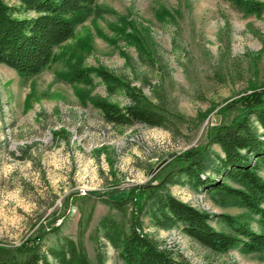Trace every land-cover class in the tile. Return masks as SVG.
<instances>
[{"label":"rangeland","instance_id":"1","mask_svg":"<svg viewBox=\"0 0 264 264\" xmlns=\"http://www.w3.org/2000/svg\"><path fill=\"white\" fill-rule=\"evenodd\" d=\"M56 53L58 61L30 78L0 65V248L18 255L16 248L37 240L51 264L52 252L71 245L84 264H122L100 226L121 215L104 200L156 184L173 155L207 145L218 108L257 100L264 91V10L246 14L234 0H97ZM72 66L104 70L122 85L109 92L95 73L90 84L68 82L60 76ZM136 96L158 113L159 125L117 126L93 103L126 108ZM209 154L222 156L217 145ZM258 176L264 181V170ZM173 180L170 194L214 216L215 230L231 233L216 217L224 214L262 231L233 198L196 190L182 176ZM132 212L129 205L126 220ZM139 223L138 233L186 264H264V249L216 254L179 226L158 228L148 208Z\"/></svg>","mask_w":264,"mask_h":264},{"label":"trees","instance_id":"2","mask_svg":"<svg viewBox=\"0 0 264 264\" xmlns=\"http://www.w3.org/2000/svg\"><path fill=\"white\" fill-rule=\"evenodd\" d=\"M11 6L0 0V65L13 70L20 77L38 75L58 61L56 53L70 40L76 27L94 12L97 0H15ZM246 14L260 15L264 4L254 1L234 0ZM95 73L109 92L122 83L101 69H80L72 66L60 76L68 82L90 84V74ZM121 84V85H120ZM143 98L134 97L133 104L121 108L103 100H95L105 121L117 126L135 123L149 126L160 124L157 112L150 110ZM218 122L207 129V145L190 148L171 160L158 173L159 182L145 184L128 190L120 201L106 198L104 204L121 217L106 216L100 226L108 243L118 251L122 264H186L180 256L157 245L138 233L139 215L149 209L153 224L158 228L181 227L185 235L203 248L223 254L233 248L245 253L264 249V181L258 172L264 170V91L257 100L244 104L236 98L218 108ZM209 145L219 146L222 156L210 157ZM179 176L194 189L209 194L231 197L240 206L257 217L261 232L250 230L234 218L216 216L231 230L217 231L211 226L214 216L198 211L173 197L168 185ZM230 184L235 185L231 186ZM129 205L134 212L125 219ZM37 240L10 250L0 248V264H51L40 253ZM56 264H84L73 245L67 251L52 252Z\"/></svg>","mask_w":264,"mask_h":264}]
</instances>
